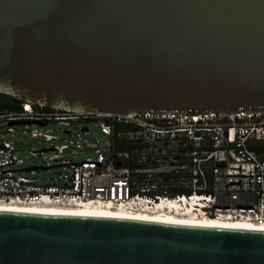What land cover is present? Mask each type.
I'll return each instance as SVG.
<instances>
[{"label": "water", "instance_id": "95a60500", "mask_svg": "<svg viewBox=\"0 0 264 264\" xmlns=\"http://www.w3.org/2000/svg\"><path fill=\"white\" fill-rule=\"evenodd\" d=\"M0 93L76 112L264 111V0H0ZM0 264H264V228L0 210Z\"/></svg>", "mask_w": 264, "mask_h": 264}, {"label": "built area", "instance_id": "2783aa9c", "mask_svg": "<svg viewBox=\"0 0 264 264\" xmlns=\"http://www.w3.org/2000/svg\"><path fill=\"white\" fill-rule=\"evenodd\" d=\"M54 168L55 180L37 177ZM0 201L137 210L195 201L204 216L264 224V111L122 115L21 102L0 113Z\"/></svg>", "mask_w": 264, "mask_h": 264}, {"label": "bare ground", "instance_id": "6f19581e", "mask_svg": "<svg viewBox=\"0 0 264 264\" xmlns=\"http://www.w3.org/2000/svg\"><path fill=\"white\" fill-rule=\"evenodd\" d=\"M201 206V203L193 201L187 203L186 207H180L176 203L168 205L162 203L153 210L148 208L137 210L134 207L116 206L113 204L104 205L96 202H84L72 206H57L52 204H24L18 201L10 203L0 201V210L14 212L136 219L173 225L264 228V224L245 219H215L204 216L203 211L199 209Z\"/></svg>", "mask_w": 264, "mask_h": 264}, {"label": "rangeland", "instance_id": "374dc122", "mask_svg": "<svg viewBox=\"0 0 264 264\" xmlns=\"http://www.w3.org/2000/svg\"><path fill=\"white\" fill-rule=\"evenodd\" d=\"M93 131L96 133V136L102 138V136H100L98 134V131L95 130L93 128ZM22 143L24 144V146L30 150H40L42 148V146L38 143H36L35 141L31 140V139H21ZM86 157H91V155H88ZM24 168V167H22ZM17 169H21V168H17ZM63 172L62 168H54L52 169L51 171L49 172H45V171H40L38 174H37V177L40 179V181L42 183H46V182H49V181H53L55 180V178L61 174Z\"/></svg>", "mask_w": 264, "mask_h": 264}, {"label": "trees", "instance_id": "16d2710c", "mask_svg": "<svg viewBox=\"0 0 264 264\" xmlns=\"http://www.w3.org/2000/svg\"><path fill=\"white\" fill-rule=\"evenodd\" d=\"M21 101L0 93V113L6 111H20Z\"/></svg>", "mask_w": 264, "mask_h": 264}]
</instances>
